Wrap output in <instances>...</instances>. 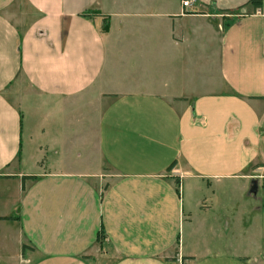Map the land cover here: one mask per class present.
I'll return each instance as SVG.
<instances>
[{
	"label": "crops",
	"instance_id": "obj_1",
	"mask_svg": "<svg viewBox=\"0 0 264 264\" xmlns=\"http://www.w3.org/2000/svg\"><path fill=\"white\" fill-rule=\"evenodd\" d=\"M249 1L0 0V264H264Z\"/></svg>",
	"mask_w": 264,
	"mask_h": 264
},
{
	"label": "rangeland",
	"instance_id": "obj_2",
	"mask_svg": "<svg viewBox=\"0 0 264 264\" xmlns=\"http://www.w3.org/2000/svg\"><path fill=\"white\" fill-rule=\"evenodd\" d=\"M82 110L88 111V107L86 106ZM94 159L96 161V164L93 163V165H92L94 167V169H95L94 173L99 172L101 174H106L109 171V168L105 164L101 163L100 157H99V154H98V151L97 150L95 152Z\"/></svg>",
	"mask_w": 264,
	"mask_h": 264
},
{
	"label": "trees",
	"instance_id": "obj_3",
	"mask_svg": "<svg viewBox=\"0 0 264 264\" xmlns=\"http://www.w3.org/2000/svg\"><path fill=\"white\" fill-rule=\"evenodd\" d=\"M249 2L253 3L255 8L260 7V0H250ZM222 12H226V11H222ZM222 17H224V19H228V18L225 17V13L222 15ZM107 26H108L107 23H105L104 26H103V29L106 30ZM169 168H171V165H169L168 169ZM28 178L34 179V176H31V177H28ZM262 184L264 186V179H263V183ZM24 249H25V245H22V251Z\"/></svg>",
	"mask_w": 264,
	"mask_h": 264
},
{
	"label": "built area",
	"instance_id": "obj_4",
	"mask_svg": "<svg viewBox=\"0 0 264 264\" xmlns=\"http://www.w3.org/2000/svg\"><path fill=\"white\" fill-rule=\"evenodd\" d=\"M196 1L197 0H181V5L183 8H190L192 5L196 3Z\"/></svg>",
	"mask_w": 264,
	"mask_h": 264
}]
</instances>
